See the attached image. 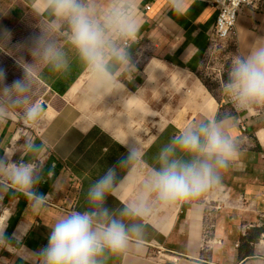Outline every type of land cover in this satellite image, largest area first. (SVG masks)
<instances>
[{"label":"crops","instance_id":"1","mask_svg":"<svg viewBox=\"0 0 264 264\" xmlns=\"http://www.w3.org/2000/svg\"><path fill=\"white\" fill-rule=\"evenodd\" d=\"M7 1L0 0V69L5 84L11 85L25 76L16 60L33 66L28 74L31 95L43 106L44 117L39 125L19 113L0 122V155L24 161L28 154L23 145L32 139L43 146L39 160L46 174L39 188L46 205L40 209H33L17 190L0 187V201L16 217L15 235L22 241L8 264H40L39 252L53 221L64 212L81 210L95 176L120 160L128 163L117 167V183L126 181V186L106 205L115 211L142 199L147 228L141 249L107 264H167L176 257L188 259L182 264H264V108L239 110L223 87L212 91L200 78L219 14L213 0H177L178 9L170 7V0H128L138 18L132 68L123 74L118 90L103 96L93 92L88 69L71 49L68 26L50 13L47 0ZM87 2L103 19L114 0ZM45 27L67 54L69 66L62 73L30 54V38ZM236 37L239 54L264 38V9H244ZM12 44L14 55L7 50ZM207 118L225 121L238 156L220 185L200 201H159L145 186L156 166L157 142ZM136 144L143 146L142 155L129 159V147ZM204 249L210 253L205 261Z\"/></svg>","mask_w":264,"mask_h":264},{"label":"clouds","instance_id":"2","mask_svg":"<svg viewBox=\"0 0 264 264\" xmlns=\"http://www.w3.org/2000/svg\"><path fill=\"white\" fill-rule=\"evenodd\" d=\"M47 2L50 13L67 24L71 49L88 69L93 92L103 96L118 90L123 74L131 71L132 45L138 32V18L128 0H114L103 19L87 0ZM179 6L177 0H170V7ZM29 51L54 72L62 73L69 66L67 54L48 27L30 38ZM16 62L25 76L11 85L5 84V73L0 69V122L19 113L24 120L39 125L44 110L31 95L28 74L33 66L24 59ZM223 90L239 110L264 108V38L234 56ZM23 150L28 158L20 162L0 155V187L17 190L33 209H40L46 205V197L39 191L46 178L39 160L43 146L28 139ZM129 151V159H138L143 146H130ZM238 154V145L224 120L207 118L190 123L166 142H157L156 166L145 186L165 204L198 202L220 185L224 171ZM127 163L120 160L98 173L85 193V206L64 212L53 221L48 242L39 252L42 264H107L108 259L125 257L130 250L143 247L148 211L143 200L125 203L115 211L106 205L109 197L115 198L125 189L126 181L117 183V167ZM21 244L15 234L10 236L6 228H0V248Z\"/></svg>","mask_w":264,"mask_h":264},{"label":"rangeland","instance_id":"3","mask_svg":"<svg viewBox=\"0 0 264 264\" xmlns=\"http://www.w3.org/2000/svg\"><path fill=\"white\" fill-rule=\"evenodd\" d=\"M7 2L8 4H10L9 0ZM7 50L9 51V53L14 55L13 44L8 45ZM237 54H239V42L236 37V30L228 41L212 42V47L208 55L206 56L204 62V68L200 72V78L202 82L207 87H210L212 91H216L218 90L219 87H223L225 81L227 80L228 70L230 68L231 62L234 56H236ZM7 209H9L8 203L6 201L4 202V200L2 202L0 201V228H6L8 234L11 236L15 234L14 220L16 217L15 216L11 217V212ZM20 233H22V230L19 231V234ZM17 248L18 247L0 248V264H8V262L12 260L17 255V253H19V249ZM219 250L222 249L219 248ZM208 251H209L208 249L204 251V253H206L205 257L203 258L204 261L208 258V255L210 256V253H208ZM164 254L171 255L169 252H164ZM179 258L180 259L178 262H173L168 260H166V262L167 264H182L184 260H188L186 259V257H179ZM197 264H203V263H197ZM212 264H223V263L215 262ZM225 264H235V263L230 262Z\"/></svg>","mask_w":264,"mask_h":264},{"label":"built area","instance_id":"4","mask_svg":"<svg viewBox=\"0 0 264 264\" xmlns=\"http://www.w3.org/2000/svg\"><path fill=\"white\" fill-rule=\"evenodd\" d=\"M212 5L219 13L211 35L212 42L228 41L236 30L241 12L248 8L254 10L264 9V0H213ZM146 9L150 10V6ZM243 130H246L245 126H243Z\"/></svg>","mask_w":264,"mask_h":264},{"label":"bare ground","instance_id":"5","mask_svg":"<svg viewBox=\"0 0 264 264\" xmlns=\"http://www.w3.org/2000/svg\"><path fill=\"white\" fill-rule=\"evenodd\" d=\"M177 261H179V259L176 257V258L174 259V262H177Z\"/></svg>","mask_w":264,"mask_h":264}]
</instances>
